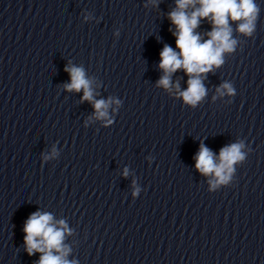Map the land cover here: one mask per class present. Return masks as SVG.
Here are the masks:
<instances>
[{"label": "clouds", "instance_id": "1", "mask_svg": "<svg viewBox=\"0 0 264 264\" xmlns=\"http://www.w3.org/2000/svg\"><path fill=\"white\" fill-rule=\"evenodd\" d=\"M176 7L168 14V19L175 27L176 49L165 45L160 52L159 68L163 75L157 85L176 92L185 104L195 107L207 94L203 83L206 74L220 68L225 63V54L233 53L238 41L233 38L232 23H236V31L251 36L256 28L259 7L256 0H175ZM155 4V0H153ZM201 20L211 24V31L205 33L207 39L196 30ZM171 31V29H170ZM178 70L188 76L187 88L179 89V82L173 85L171 77ZM70 83L64 85L67 91H83L82 101L93 103L98 119L107 117V109L111 100H95L92 81L87 78L82 67L66 66ZM219 96L232 95V84L224 82L216 89ZM215 99V97H214ZM117 103H119L117 101ZM242 141L224 146L217 157L212 150L201 143L196 156L195 168L204 176H210V190L227 184L234 172V165L245 159ZM55 150L52 155L54 156ZM45 156L44 159H49ZM124 175H128L127 169ZM24 243L29 256L40 253L36 264H77L68 260L71 249L64 243L65 236L71 232L64 220L54 221L50 213L36 211L24 224Z\"/></svg>", "mask_w": 264, "mask_h": 264}]
</instances>
